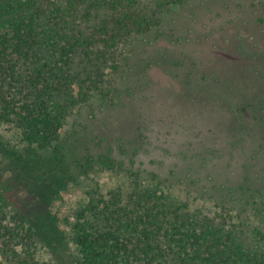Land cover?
<instances>
[{
    "label": "trees",
    "instance_id": "trees-1",
    "mask_svg": "<svg viewBox=\"0 0 264 264\" xmlns=\"http://www.w3.org/2000/svg\"><path fill=\"white\" fill-rule=\"evenodd\" d=\"M184 2L0 0V148L40 168L43 208V220L22 211L0 181V264H264V182L193 188L185 180L196 165L177 176L145 158L168 133L147 140L142 130L131 47ZM188 80L203 101L234 110L231 145L243 146L248 129L264 133L254 97L234 82ZM73 189L81 197L62 221L51 205Z\"/></svg>",
    "mask_w": 264,
    "mask_h": 264
},
{
    "label": "rangeland",
    "instance_id": "rangeland-1",
    "mask_svg": "<svg viewBox=\"0 0 264 264\" xmlns=\"http://www.w3.org/2000/svg\"><path fill=\"white\" fill-rule=\"evenodd\" d=\"M174 7L161 15L164 21L161 26L137 37L131 47V64L142 71L134 79H137L136 85H130L138 93L131 104L143 105L146 123H142V130L148 135L147 140L156 131L168 133L164 134L163 143L155 142L156 147L151 146L145 158L164 160L167 170L177 166V176H185L188 166L196 165L195 174L185 180L193 188L212 182L218 186L229 183L260 187L264 182V133L254 135L248 129L241 136L245 139L243 146L231 145L233 136L240 134L231 130L236 120L234 110L227 105L203 101L204 95L193 92L195 87L191 86L188 76L192 74L201 83L204 75L208 82H234L235 88L241 87L246 101L254 97L257 116L263 117L264 0H186ZM169 106L173 112L169 111L163 124L158 122L165 117ZM181 107L186 109L185 113ZM119 113L121 122L126 121ZM131 117L137 125L138 115ZM148 120H152L151 124ZM177 122L184 123V127L179 128ZM116 128L123 131L119 125ZM129 135H139L136 126L130 129ZM163 147L171 153L164 155ZM213 148L217 151H212L214 155L206 152ZM202 153L208 158L195 156ZM40 176V168L19 163L0 148V181L5 180L1 184L10 188L22 211L43 220L37 192ZM76 191L62 192L51 205L62 221L81 197ZM45 252L43 259L48 254Z\"/></svg>",
    "mask_w": 264,
    "mask_h": 264
}]
</instances>
